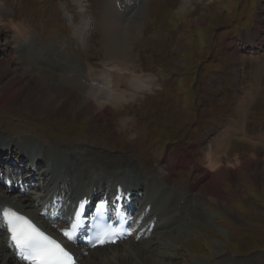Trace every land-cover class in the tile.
Wrapping results in <instances>:
<instances>
[{
  "label": "rangeland",
  "instance_id": "obj_1",
  "mask_svg": "<svg viewBox=\"0 0 264 264\" xmlns=\"http://www.w3.org/2000/svg\"><path fill=\"white\" fill-rule=\"evenodd\" d=\"M110 2L0 0V72L7 60L13 70L0 77L2 82L22 74L21 60L8 59L17 55L10 52L21 42L10 23L14 20L25 26L31 42L22 41L23 49L19 50L30 57L24 61L26 66L36 67L39 73L43 66L52 73L59 70L61 74L54 76L55 80L73 77L79 81L75 85L80 88L78 92L88 91L89 86L80 83L84 80L79 75L68 76L56 68L66 64L80 68L116 65L108 52L104 23ZM140 7L138 18L131 19L125 33L123 58L131 70L144 77L142 83L154 84L134 90L137 97L133 95L135 98L113 110L114 128L122 131L123 127L122 134L107 128L90 134L88 127L96 118L95 110L82 118L77 113L54 117L2 103L0 133L8 139L30 137L37 149L45 140L91 149L95 145L125 159L136 154L130 153L135 149L138 152L131 161L141 172H151L153 181L159 183L163 179L154 172L167 171L166 159L171 152L196 151L199 161H205L215 144V129L233 120V126L244 130L246 136L230 134L228 145L219 152L215 174L229 176L231 166L236 176L221 180L225 194L213 192L208 186L202 188V194L196 196H203L201 211L207 213L206 219H198L173 248L162 247L159 258L164 264L202 260L204 264H264V0H145ZM90 17L93 26L85 29L82 20ZM31 44L38 47L35 55H31ZM31 77H22L20 82L26 84ZM132 78L127 75L125 79L139 81ZM46 95L60 100V95ZM124 119L130 122L128 129ZM131 128L138 131L135 137L127 133ZM202 136H206V146L200 151ZM252 155L255 159L250 162ZM194 175L192 166L180 168L174 184L184 185ZM217 196L229 207L210 199ZM157 237L160 234L150 240Z\"/></svg>",
  "mask_w": 264,
  "mask_h": 264
},
{
  "label": "bare ground",
  "instance_id": "obj_2",
  "mask_svg": "<svg viewBox=\"0 0 264 264\" xmlns=\"http://www.w3.org/2000/svg\"><path fill=\"white\" fill-rule=\"evenodd\" d=\"M144 1L145 0H111L109 3L108 14L105 17L104 23L106 33L109 36L108 52L113 54L116 60H114V63H116V65H114L115 67L108 64L100 68H96L93 65H86L80 68V66L75 64H66L56 68L66 72L68 76L70 73L79 75L81 80H84L80 81V83L83 82L89 86L88 91L83 94L77 91L80 88H75V85H78L77 82L79 81L75 80L73 77L67 78L66 76V78L55 80L56 77L54 78V76L61 74L59 70L56 73H52L51 71L49 72L47 67L43 66L39 68L42 70V73L45 72V74H42L37 71L36 67L32 68L30 67L31 65L26 66L27 64H25L24 61L26 59L29 60L30 57H28L25 52H20L19 50L23 49L21 48L23 46L21 45L22 41H25V44L31 43L29 41V35L24 25L20 23L16 24L14 20L10 22L14 30H16V37H19L21 42L20 45L18 43L16 48H12L10 52L12 55L13 52L17 55L9 57L8 59L21 60L22 74L21 77L12 75L7 82H2L1 78H3V75L9 71H13L9 60H7L3 66L4 71L2 70L0 72V103L16 106L20 105L30 109L36 114L47 113L54 117H71L77 113L79 118H82L85 114L95 110L96 118L93 119L88 127V132L90 134H96L103 128H107V130L112 129L115 133L122 134L124 131L123 127L122 131H118L114 128L115 122L112 118L115 116L116 112H113V110L122 106L124 102L131 101L135 98L133 96L135 95L133 93L134 90H142L145 86L148 87L154 84L153 82L147 84V81L146 84L142 83L144 77L141 76L140 73H137L136 69L133 68L131 70L130 64H127L126 59L123 58L126 39L125 33L128 30L131 19L136 20L138 18L141 12L140 6ZM82 24H84L85 29L93 26L91 17L83 19ZM17 42H19V40ZM37 48V46L33 47L31 44V49L33 50L31 55H35ZM43 55L45 56V54ZM48 56L49 55H46V57ZM28 75H31L32 79L28 80L26 84H22L20 79ZM110 75L112 77H109ZM127 75L133 77L132 79H139V81L134 80L132 83H130L131 81L127 82L128 79H125ZM51 78L54 79L52 80ZM33 80H36V85H32ZM19 82L21 84H19ZM84 87L86 86L84 85ZM61 92L65 93V96L63 95L62 97ZM47 93L60 95V100L55 101L49 99L46 95ZM135 96L137 97V95ZM123 121L125 127L128 129L129 126H127V123L130 122H126L127 120L125 119ZM137 132L138 131L135 129L131 131L127 130V133L132 135ZM215 132L212 139L215 140V144L210 148L209 156L205 162L203 160L202 162L198 161L196 151H188L189 159L187 164L193 163L194 165L196 164L194 162H197L198 164L194 166L196 168L199 167L198 171L202 172L204 176L194 181H188L181 186L174 184L176 171L174 167H171V165L180 161L179 151L168 155L167 159L171 164L168 165L167 172H154L156 174L160 173L163 179L162 184L156 185L152 182L153 174H151V172H141L139 168L136 167V163L131 161V157L137 155L138 151L135 149H132L130 153H134L133 151H135L136 154H130L132 156L129 157V159H125L103 152L96 148L97 146L95 147V145H93L94 149L77 147L71 143L65 146L51 144L52 142H47L45 138L43 146L37 149L32 139L28 137L29 134L27 135L25 133L28 137L26 139H20L19 137L8 139L0 133V150L3 151V149H6L7 153L11 150L10 153L21 157L22 162L23 160L25 161V159H23L25 156L33 158L35 162L39 165L41 164V166L36 170H31L32 173L40 175L41 178L50 177L53 185L54 183L68 184L69 186L73 185V191L77 194L82 189L87 190L94 186L97 187V190H100V186L105 187L106 183H108L107 185L109 186L110 182L112 184L117 182L129 183L132 185L134 184V187H139L143 191V196L141 197L142 205L145 206V204L150 203L152 206V209L147 215H150V217L157 216V222L151 236L139 242H136L134 238H130L128 241H123L115 245L97 247L89 251L88 254H86L85 249L78 248L79 260L81 264H164L163 258H159L160 250L162 251L161 248H173L175 243L181 240L183 234L192 228L198 219L205 220L207 217V213L201 211L203 196L202 199H200L201 197L197 198L196 195L202 194V188L204 186L213 188V192L215 191L218 194H225V185L221 180L228 179L230 176H236L235 170L231 166H228L229 176L221 177V175L215 174L218 170V164L220 163L219 152L224 150L225 146L228 145V138L231 133L237 134L238 132V134H241V137H245L246 133L244 130H239L236 125L233 126V120H229L220 127H217ZM120 134L117 135L119 136ZM133 137L135 136L133 135ZM262 139L264 140V135H262ZM205 140L206 136L200 138V151H203V148L206 146L203 145ZM14 147H18L19 151L15 148L16 151ZM226 153L227 150L224 154ZM1 154L2 152H0V155ZM3 158H5V156ZM254 159V155L249 156L250 162H253ZM232 165L234 166V164ZM27 166H29V164H26V167ZM160 174L158 177L161 176ZM32 177L26 179L31 181ZM236 181L237 180H234V182ZM166 185L168 187H166ZM173 185L177 187L176 190H170L169 186ZM237 185L238 183H236V186ZM262 188L264 190V183ZM39 191L43 195H49L52 193L53 187L41 189ZM188 192H191L193 195L192 198L186 197V193ZM67 193L69 194L70 191ZM210 199L216 201L224 208L229 207V204L218 196L216 198L211 197ZM5 205L16 206L28 213L32 218H42L40 207L36 204V198L34 199L27 193L20 195L12 194L6 188L0 186V209ZM44 223L48 225L50 229L55 230L52 223H47L45 221ZM156 234H158V236L160 234V238L157 237L158 239H154L155 241L150 240L152 237H156ZM202 261H196L193 262V264H204ZM221 261L223 262L225 259ZM0 264H24L18 261L14 252L8 245L7 238L1 233Z\"/></svg>",
  "mask_w": 264,
  "mask_h": 264
},
{
  "label": "snow or ice",
  "instance_id": "obj_3",
  "mask_svg": "<svg viewBox=\"0 0 264 264\" xmlns=\"http://www.w3.org/2000/svg\"><path fill=\"white\" fill-rule=\"evenodd\" d=\"M0 221L8 234V244L24 264H76L72 253L58 240L39 228L28 216L12 208L0 209ZM68 240L76 237L71 230H64ZM122 234L112 229L100 231L89 241L91 248L114 245Z\"/></svg>",
  "mask_w": 264,
  "mask_h": 264
}]
</instances>
